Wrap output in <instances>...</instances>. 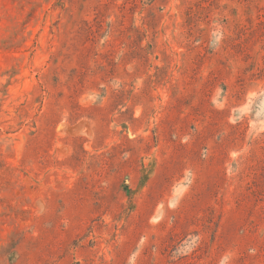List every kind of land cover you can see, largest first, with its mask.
<instances>
[{"label": "rangeland", "instance_id": "rangeland-1", "mask_svg": "<svg viewBox=\"0 0 264 264\" xmlns=\"http://www.w3.org/2000/svg\"><path fill=\"white\" fill-rule=\"evenodd\" d=\"M0 264H264V0H0Z\"/></svg>", "mask_w": 264, "mask_h": 264}]
</instances>
